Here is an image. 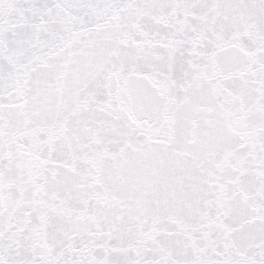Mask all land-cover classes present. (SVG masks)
<instances>
[{
	"label": "snow or ice",
	"instance_id": "6c2138e0",
	"mask_svg": "<svg viewBox=\"0 0 264 264\" xmlns=\"http://www.w3.org/2000/svg\"><path fill=\"white\" fill-rule=\"evenodd\" d=\"M0 264H264V0H0Z\"/></svg>",
	"mask_w": 264,
	"mask_h": 264
}]
</instances>
